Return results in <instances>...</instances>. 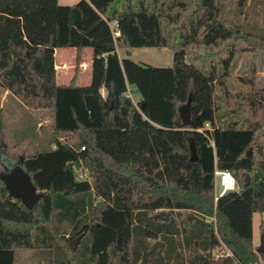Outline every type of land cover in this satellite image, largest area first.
I'll use <instances>...</instances> for the list:
<instances>
[{
  "label": "trees",
  "instance_id": "trees-1",
  "mask_svg": "<svg viewBox=\"0 0 264 264\" xmlns=\"http://www.w3.org/2000/svg\"><path fill=\"white\" fill-rule=\"evenodd\" d=\"M204 1L0 0V91L49 116L53 138L50 147L6 154L42 194L31 209L9 195L1 180L9 166L0 151V264H15L21 249L54 252L53 264H264L252 230L253 214L264 212V93L245 77L236 78L235 100L229 90L246 51L237 42L243 36L263 41L264 19L246 24L235 16L233 33L216 51L184 46L182 37L192 35L188 20ZM142 47L169 49L172 64L117 54ZM57 48L75 49L68 85L56 83ZM86 49L91 79L79 86ZM224 101L232 107L222 109ZM180 129L183 144L175 138ZM3 139L0 127L1 149ZM186 152L182 178H159L161 163L149 171L133 160ZM209 156L216 171L230 173L236 190L215 197ZM80 169L89 181L77 179ZM155 202L167 216L146 208ZM63 225L70 237L60 251L56 234ZM222 246L226 253L214 258L213 249Z\"/></svg>",
  "mask_w": 264,
  "mask_h": 264
},
{
  "label": "rangeland",
  "instance_id": "rangeland-1",
  "mask_svg": "<svg viewBox=\"0 0 264 264\" xmlns=\"http://www.w3.org/2000/svg\"><path fill=\"white\" fill-rule=\"evenodd\" d=\"M79 0H58L60 5H74ZM214 0L212 4L211 1H204L202 3L196 4L195 10L193 11L194 16L188 20L190 31L186 36L182 37L183 45H192V47H211L213 51L218 50L217 47H221V42L225 38L231 35L233 32L230 30L231 25L236 24V18L242 23L252 24L258 23L263 25L262 18V8L264 9V0H259L260 5L258 6V0ZM263 5V6H262ZM241 10V11H239ZM239 11V13H238ZM259 13V15L257 14ZM237 14V15H236ZM220 23L217 29L212 31V33L205 32L206 29L214 23ZM234 23V24H233ZM230 31H226L227 29ZM206 33V34H205ZM264 35V32H262ZM204 35V36H203ZM238 46L246 50L237 58L236 67L233 69L232 73V83L229 87L230 95L234 99L233 91H235L234 84L238 82V77H245L244 79H253V88L258 89L264 93V40H260L256 37L243 36L238 42ZM56 51V63L61 67L62 64V52L67 53L68 57L67 67L69 74V79L67 81H62L61 79L57 80V84H63V82H68L72 78L73 74V59L75 50L73 48H60ZM128 50V49H127ZM119 55L122 58L126 55V50L119 49ZM130 51V50H129ZM131 55L129 56L135 62H141L150 64L158 67H166L172 64V52L167 48H154V47H142V48H133ZM222 52V51H220ZM69 53V54H68ZM223 53V52H222ZM61 54V55H60ZM208 54V51H206ZM209 55H220L219 54H209ZM66 59V56H63ZM84 60L90 62L91 59V49L85 50ZM64 66V65H63ZM84 73L79 78L78 84L85 85L89 84L91 79V68L83 70ZM70 75H72L70 77ZM249 85V84H248ZM245 84L247 88L248 86ZM136 102V101H135ZM237 102L241 103L242 100L237 97ZM222 109H228L232 106L227 105L224 101L222 104ZM188 106L181 107V110L186 109ZM221 107V106H220ZM237 107V106H236ZM239 109V107H237ZM263 110V109H261ZM46 115L39 111H34L29 108H26L16 97L9 93L8 90L0 91V127H3L4 130V139L5 149L0 148L2 151L3 161L11 168L13 162L8 159L6 156L17 157L20 154H28L35 152L36 148L40 147H50V142L53 141V138L50 139L48 127V120L45 117ZM183 129L175 131V138L177 142L183 144L182 134ZM2 141V140H1ZM53 147V144L52 146ZM185 151H187L186 146H182ZM7 154V155H6ZM190 154L186 152L185 155L174 156L176 159L171 158H159V157H134L133 160L136 164L144 166L149 171H152L160 163L163 165L162 170L158 173V177L165 179L168 176H178L180 178L184 175V170L186 169V160ZM168 174L165 173V169H169ZM208 169H212V174L214 176V187L217 191L222 190L220 184L221 172L215 174L214 160L213 156H209ZM161 172H163L161 174ZM77 179L81 181L88 180V171L83 169L78 171ZM210 174V172H208ZM235 188L233 190H236ZM146 208L153 209L155 212L165 211L168 212V209L161 207L160 202H155L146 206ZM170 209V207H169ZM252 230H253V242L255 248L259 246L262 238H264V212L254 213L252 218ZM67 225H63L60 228V232L56 234L57 248L60 251L64 250L66 246L65 239L70 237V232ZM54 253V252H53ZM50 251H38L34 249H21L16 253L15 264H53L55 260V255ZM226 250L224 247H218L213 249V257H219L222 254H225ZM53 254V255H52ZM261 262L264 263V255H260Z\"/></svg>",
  "mask_w": 264,
  "mask_h": 264
},
{
  "label": "water",
  "instance_id": "water-1",
  "mask_svg": "<svg viewBox=\"0 0 264 264\" xmlns=\"http://www.w3.org/2000/svg\"><path fill=\"white\" fill-rule=\"evenodd\" d=\"M131 52L126 50V56H130ZM183 115L184 125L189 124V108L181 110ZM22 160V156H19V161ZM1 180L3 181L6 189L13 198L19 199L23 205L31 209L41 198L42 194L38 192L35 186L32 184L29 175L20 167L17 162H14L13 166L9 168V171L1 175ZM157 216H167L168 212L159 211ZM73 241L70 242V247H72ZM256 252L264 255V238H262L258 247H256Z\"/></svg>",
  "mask_w": 264,
  "mask_h": 264
},
{
  "label": "crops",
  "instance_id": "crops-1",
  "mask_svg": "<svg viewBox=\"0 0 264 264\" xmlns=\"http://www.w3.org/2000/svg\"><path fill=\"white\" fill-rule=\"evenodd\" d=\"M57 49H60V48H57ZM55 50V67H56V83H57V80L58 79H61L62 81H67V79H69V74L67 73V71H68V67H67V64H68V61H67V59H68V57H70L71 56V54H70V56H67L66 54L67 53H65V52H62V64L64 65H62L61 67L56 63V51H58V50ZM75 50V49H74ZM119 49H117V54H118V56H120L119 55V51H118ZM130 51H132V49L130 50ZM69 54V53H68ZM63 56H66V59L63 57ZM83 57H85V53H84V56ZM74 58H75V54H74V57H72V59H73V74L72 75H74ZM90 66V68H91V59H90V62L87 60V58L84 60V58H83V60H82V62H81V66H80V70H79V73H78V75H77V77H76V83H77V85H79V86H83V85H80V84H78V81L80 80V78H79V75H80V77H82L81 75H83V73H84V69L86 68V69H88V67ZM72 75H70V77L72 76ZM72 78H73V76H72ZM72 78H71V80H72ZM70 80V81H71ZM70 81H69V83H70ZM68 82L66 83V82H63V84H58V85H68L69 84ZM85 85H87V84H85ZM128 90H129V96L131 97V99L135 102V101H137L138 99H139V96L137 95V94H135V93H133V87H131V86H129L128 87ZM102 93L104 94V90H102ZM46 118H47V120H48V124H50V119H49V116H45ZM48 131H49V135H50V126L48 127ZM52 146V145H51ZM214 193H215V197H217L218 195H220V191H217V189L214 187ZM253 244H254V242H253ZM255 246V245H254Z\"/></svg>",
  "mask_w": 264,
  "mask_h": 264
},
{
  "label": "built area",
  "instance_id": "built-area-1",
  "mask_svg": "<svg viewBox=\"0 0 264 264\" xmlns=\"http://www.w3.org/2000/svg\"><path fill=\"white\" fill-rule=\"evenodd\" d=\"M113 25L116 26V23L114 22ZM113 35H114L115 37L119 36V31H118L117 29H115V30L113 31ZM218 172H220V171H216V170H215V174L218 173ZM221 173H222V175H221L220 184H221V186H222V190L220 191V195L223 194V193L226 192V191L233 190V189L235 188V181H234V179L232 178V176L230 175V173H228V172H221ZM225 176H227V177L230 176V177L232 178L233 181H232L231 187H227L226 184L224 183V177H225ZM230 177H229V178H230Z\"/></svg>",
  "mask_w": 264,
  "mask_h": 264
},
{
  "label": "bare ground",
  "instance_id": "bare-ground-1",
  "mask_svg": "<svg viewBox=\"0 0 264 264\" xmlns=\"http://www.w3.org/2000/svg\"><path fill=\"white\" fill-rule=\"evenodd\" d=\"M229 177H227V176L224 177V183L226 184L227 187H231V184L233 181L232 178L231 177L229 178Z\"/></svg>",
  "mask_w": 264,
  "mask_h": 264
}]
</instances>
